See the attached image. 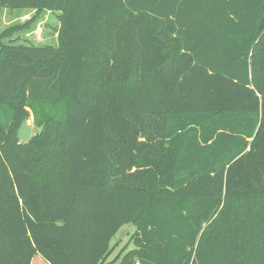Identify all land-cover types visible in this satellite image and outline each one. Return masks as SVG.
Segmentation results:
<instances>
[{
    "label": "trees",
    "instance_id": "1",
    "mask_svg": "<svg viewBox=\"0 0 264 264\" xmlns=\"http://www.w3.org/2000/svg\"><path fill=\"white\" fill-rule=\"evenodd\" d=\"M3 8L60 29L0 32V264H264V0Z\"/></svg>",
    "mask_w": 264,
    "mask_h": 264
},
{
    "label": "rangeland",
    "instance_id": "2",
    "mask_svg": "<svg viewBox=\"0 0 264 264\" xmlns=\"http://www.w3.org/2000/svg\"><path fill=\"white\" fill-rule=\"evenodd\" d=\"M60 11L42 10L37 11L31 8H3L0 12V32L11 29L10 36L3 39L4 42L46 45L58 44V31L60 29ZM16 27V29H13ZM29 116L25 120L32 126L31 137L39 130L36 125L34 112L28 108ZM30 137V138H31ZM136 228L131 224H124L118 230L111 241L113 250L107 261L113 260L121 252L133 248L132 238ZM32 264H49L39 253L35 254Z\"/></svg>",
    "mask_w": 264,
    "mask_h": 264
},
{
    "label": "water",
    "instance_id": "3",
    "mask_svg": "<svg viewBox=\"0 0 264 264\" xmlns=\"http://www.w3.org/2000/svg\"><path fill=\"white\" fill-rule=\"evenodd\" d=\"M32 134V126L23 121L18 129L17 137L20 142H27Z\"/></svg>",
    "mask_w": 264,
    "mask_h": 264
}]
</instances>
